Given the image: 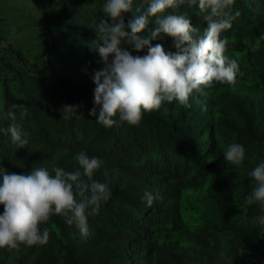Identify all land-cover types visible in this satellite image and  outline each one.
Here are the masks:
<instances>
[{"label": "rangeland", "instance_id": "obj_1", "mask_svg": "<svg viewBox=\"0 0 264 264\" xmlns=\"http://www.w3.org/2000/svg\"><path fill=\"white\" fill-rule=\"evenodd\" d=\"M104 3L0 0V128L13 122L8 114L14 113L28 140L16 148L0 132V165L17 174L40 167L52 175L56 167L83 172L76 156L84 151L102 160L92 179L111 193L99 214L88 216L86 237L75 222L52 215L40 225L49 231L46 244L0 248V264H264V205L245 203L255 185L249 173L264 162V15L252 10L251 0H235L231 9L240 15L220 38L224 55L239 65L234 85L213 82L192 93L190 107L165 101L136 125L117 114V123L105 127L89 115L94 105L88 109L93 76L104 68L91 28L103 17ZM167 14L186 15L195 35L203 36L206 23L196 6ZM133 15L126 13L125 22ZM152 23L154 18L149 28ZM156 43L175 51L172 37L161 34ZM66 105L77 111L66 112ZM121 140L138 145L131 161L115 151ZM231 143L245 149L238 167L223 157ZM158 152L191 165L196 158L201 167L174 178L141 170L143 158ZM146 214L150 222L143 226Z\"/></svg>", "mask_w": 264, "mask_h": 264}, {"label": "clouds", "instance_id": "obj_2", "mask_svg": "<svg viewBox=\"0 0 264 264\" xmlns=\"http://www.w3.org/2000/svg\"><path fill=\"white\" fill-rule=\"evenodd\" d=\"M133 4L134 0H105L103 17L91 25L96 33L92 48L104 64L93 76L94 107L89 112L99 124L115 125L114 117L118 114L121 122L136 125L145 112L158 110L165 101L175 100L190 107L189 97L194 91L202 92L213 82L234 85L239 65L224 55L226 42L220 36L240 15L239 11L231 13L235 0H139L134 10ZM185 4L189 8L196 6L202 14L206 23L202 37L195 35L198 29L186 15H164L168 9ZM129 12L134 15L126 23L125 14ZM150 18H154L152 28H149ZM161 34L173 38L175 51L165 50L160 43L152 44ZM125 45L137 52L147 48V53L133 55ZM65 111H77V106L66 105ZM8 115L13 122L0 128V132L10 135L16 148L27 146L28 140L15 122L14 113ZM244 156L245 149L239 143L227 145L223 153L226 163L237 167ZM76 160L83 172H67L56 167L52 175L40 167L27 174H17L0 165V205L3 206L0 248L46 244L49 231L47 228L41 231L40 225L46 224L52 215L65 216L69 225L75 222L82 236L89 234L88 216L99 214L101 203L111 193L106 184L92 179L103 163L100 158H89L81 151ZM249 176L255 185L246 197V205L256 202L264 205V162ZM152 200L147 194L149 205ZM260 223L264 225V216Z\"/></svg>", "mask_w": 264, "mask_h": 264}, {"label": "trees", "instance_id": "obj_3", "mask_svg": "<svg viewBox=\"0 0 264 264\" xmlns=\"http://www.w3.org/2000/svg\"><path fill=\"white\" fill-rule=\"evenodd\" d=\"M251 3L253 7L252 10L256 9L261 15H264V0H251ZM125 48L129 50L133 55H145L147 53V48L139 52L135 51L128 45H125ZM92 105H94L93 101L89 100L88 109H90ZM121 134L123 135V131L121 132ZM134 142L126 140H121L120 142H118L115 151L121 160L131 161L136 156V152L138 151V145ZM187 147L189 148V153L191 154L192 152L190 150L189 145ZM172 160L173 158H171L168 153L158 152V156L156 158H143L142 162L139 165L141 170L149 169L156 173H167L165 174L166 176H173V178L174 176L186 175L191 172L193 168H195V170H198L201 167V164L197 161L196 158H194L193 165L188 162H180V160ZM1 206L2 205H0V207ZM149 215L151 214H146L142 216L141 222L143 226L150 222ZM137 233L138 235H143L145 232L142 233L141 229L139 228L137 230Z\"/></svg>", "mask_w": 264, "mask_h": 264}]
</instances>
